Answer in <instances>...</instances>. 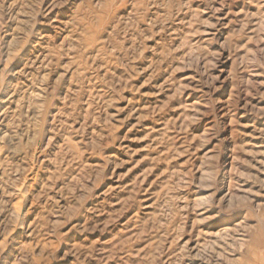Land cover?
I'll use <instances>...</instances> for the list:
<instances>
[{"label": "rangeland", "instance_id": "374dc122", "mask_svg": "<svg viewBox=\"0 0 264 264\" xmlns=\"http://www.w3.org/2000/svg\"><path fill=\"white\" fill-rule=\"evenodd\" d=\"M0 264H264V0H0Z\"/></svg>", "mask_w": 264, "mask_h": 264}, {"label": "bare ground", "instance_id": "6f19581e", "mask_svg": "<svg viewBox=\"0 0 264 264\" xmlns=\"http://www.w3.org/2000/svg\"><path fill=\"white\" fill-rule=\"evenodd\" d=\"M21 229V228H20Z\"/></svg>", "mask_w": 264, "mask_h": 264}]
</instances>
